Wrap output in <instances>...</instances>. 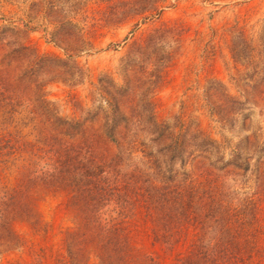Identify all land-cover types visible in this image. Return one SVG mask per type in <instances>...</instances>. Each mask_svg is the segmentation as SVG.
I'll use <instances>...</instances> for the list:
<instances>
[{"label":"rangeland","instance_id":"rangeland-1","mask_svg":"<svg viewBox=\"0 0 264 264\" xmlns=\"http://www.w3.org/2000/svg\"><path fill=\"white\" fill-rule=\"evenodd\" d=\"M8 26L67 62L62 73L43 77L44 93L110 151L117 145L104 136V124L109 102L119 101L127 130L143 128L146 150L170 157L180 179H200L208 168L231 198L264 192V0H0V29ZM136 112L145 114L140 124ZM151 112L163 128L151 123ZM177 144L185 146L181 157L174 155ZM167 145L165 155L158 152ZM35 195L51 232L36 235L16 223L21 238L0 240V264L69 259L74 241L66 242L63 231L84 221L65 208L64 196L41 188ZM100 240L87 239L78 264H102ZM149 249L139 240L134 256Z\"/></svg>","mask_w":264,"mask_h":264},{"label":"trees","instance_id":"trees-1","mask_svg":"<svg viewBox=\"0 0 264 264\" xmlns=\"http://www.w3.org/2000/svg\"><path fill=\"white\" fill-rule=\"evenodd\" d=\"M21 31L0 29V240L19 241L18 222L36 235L51 232L36 210L41 188L64 196L65 208L84 221L63 231L65 241L74 242L60 264H78L77 250L92 235L102 239V264L134 258L143 264H264V192L235 200L208 168L200 179H180L170 157L146 150L143 128L127 130L129 115L119 101L109 102L104 124V136L117 145L110 151L98 133L80 118L61 115L46 97L43 77L62 73L67 62L40 52ZM144 115L133 116L140 124ZM184 147L177 144L174 155L181 157ZM167 148L158 152L165 155ZM139 240L150 249L136 257Z\"/></svg>","mask_w":264,"mask_h":264}]
</instances>
